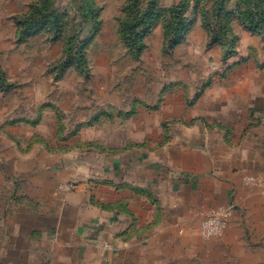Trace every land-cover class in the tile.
Wrapping results in <instances>:
<instances>
[{"label": "rangeland", "instance_id": "obj_1", "mask_svg": "<svg viewBox=\"0 0 264 264\" xmlns=\"http://www.w3.org/2000/svg\"><path fill=\"white\" fill-rule=\"evenodd\" d=\"M181 1L0 0L2 253L12 240L20 263L32 257V264H49L58 216L78 230L81 217L95 209L129 212L127 201H113L107 187L106 178L116 177L111 170L107 175L111 164L138 166L136 177L157 183L117 188L145 197V213L154 209L143 228L147 247H136L132 232L107 224L90 239L67 230L59 240V264H224L232 258L233 251L219 245L223 234L206 238L201 225L200 232H173V202L165 194L173 193L176 168L186 172L201 159L189 151L203 152L213 169L229 156L253 162L250 146L264 140V16L255 30L244 11L264 12V0H225V27L216 41L197 0ZM217 1L202 0L201 7L213 16ZM177 17L186 30L173 41L165 31ZM138 21L139 49L127 41L134 36L123 34L130 33L126 24ZM247 176L264 179V170L252 165L242 180ZM80 186L87 214L61 210L52 200Z\"/></svg>", "mask_w": 264, "mask_h": 264}, {"label": "crops", "instance_id": "obj_2", "mask_svg": "<svg viewBox=\"0 0 264 264\" xmlns=\"http://www.w3.org/2000/svg\"><path fill=\"white\" fill-rule=\"evenodd\" d=\"M249 150L255 151L254 156L251 158L253 162L250 163V165L249 162H247L246 155H239L238 159L234 158V156H229L225 164H217V168L214 169L211 167L210 161L204 159L206 155L203 152L202 154L191 151L187 152L195 158V161L197 159L195 156H200L201 159H198L191 169H186V172L180 170L181 168H176L174 170L175 176L178 177L173 180V193H169L170 195L165 194V199L173 202V218L175 219V221H173V232L182 230L186 233H196L197 229H199L200 232L201 221L203 222L210 212L229 203L236 204L234 216L231 218L226 230L220 237L222 241H219V245L222 249L233 251L232 258L231 256L225 257L226 260L224 264H264V185L251 188L242 180V175L247 174L252 169V165L259 170H264V140L262 143L261 141L254 142ZM114 168L116 167L110 164L109 167L106 168L107 175L111 170L112 175L119 177L116 178L109 175L110 177H107L106 181L113 186L110 185L107 187L114 191L113 195L111 194L113 196V201H127L126 207L129 212H124L126 208H122L123 210L120 212L112 211L107 213L95 209V215L89 216L88 218L81 215V219L83 218L84 222L78 230L76 225H74V228L72 226H67L66 220L58 216L57 221L51 228L57 246L55 251L53 249L54 253L47 254V256L49 255L48 259H50V262H48L49 264H59L58 258H60V256L59 253H57V249H60L59 240L61 234L67 230L79 232L83 234V237L90 239L95 229L100 228L104 224L106 226L107 224L108 227L110 226L112 228V231H116L115 227H120V230H123L125 233L132 232V234L136 235L134 239L136 247L142 249L147 247V238L143 235V228L146 219L154 212V209L151 210L149 208L147 212L149 216H147V213H145V209L147 208V200L145 197L139 195V193L126 191L125 188H123V190H117V188L123 185L142 188H145V186L154 187L157 183L155 181L149 183V181L140 180V178L136 177V175L140 174L138 166H121L120 169L116 168V170ZM140 168L143 171L144 168ZM125 169H128L129 173L126 171L124 172ZM60 176L61 173L55 178V188L58 186L59 182L62 181ZM93 177L97 178L98 176L96 175ZM92 185L94 184L92 183ZM183 185L189 188L188 192L180 191V187ZM89 187L90 189L92 188V186ZM98 190H100V188L95 189L94 185L92 193L96 194L97 198H100L98 195L101 194L98 193ZM192 190L193 192H198L193 193ZM85 192L86 189L80 186L75 193L70 194L67 198L66 196L60 195L58 199L55 198L52 200L60 206L61 210L75 207V209L79 210L80 214H82V212L87 214L88 200ZM71 198L76 201V204H72ZM89 214L91 215V213ZM133 217L136 218L137 223V230L136 227L134 229L135 232H133ZM104 219H106V221H104ZM74 223L76 224V220ZM197 225L199 228H196ZM36 229H38L39 232H44L43 228H35V230ZM106 230L108 231V228H106ZM163 230V228H160L159 232ZM152 231H154V228ZM157 233L158 230L155 234ZM11 241L6 244L9 249L7 255L0 251V264H32V257H26V261L20 263V259L16 256L18 243H16V241ZM91 243L95 244V240H92L90 244ZM64 247L65 246H63V248ZM123 247L128 250L133 248L130 244H123Z\"/></svg>", "mask_w": 264, "mask_h": 264}, {"label": "trees", "instance_id": "obj_3", "mask_svg": "<svg viewBox=\"0 0 264 264\" xmlns=\"http://www.w3.org/2000/svg\"><path fill=\"white\" fill-rule=\"evenodd\" d=\"M183 1L184 0H182L181 3ZM224 1L225 0H218L216 2V5L217 6L220 5L221 7L219 9L217 8L214 11L213 16L210 15L209 11H206V10H204L203 7H201L202 6L201 5L202 0H197V2H196L197 8L199 9L200 13L202 11V14L204 15L203 16V22L205 23V25L207 27L212 29L211 34L214 35L215 41L218 40L219 37H221V34H222L223 29L225 27L223 18L221 16L223 13V10L226 8L224 6ZM177 10H178V8L174 7L173 15ZM244 16L246 17V21L250 25L251 29L255 28V30H257L259 28V26L263 23L261 18L264 16V12H261V13L257 12V14H256L253 12L252 7H249L247 10L244 11ZM173 21H174L173 24L168 23L166 25L165 34H166V37H170V35H173V41H174V39H178V38L182 37L184 30H186L185 29L186 24H182L183 22L181 20V17H180V19L177 17L176 20H173ZM139 23H140V21L135 22L133 24L132 23L126 24L125 26L131 27L130 33H128V31H125V30L123 32L124 37H126L128 34L130 35L129 37L134 36V38H132V40L130 38H128L127 41L129 44L132 43V46L134 48H138V49L141 47L140 45H141V38H142L139 32H138V34L136 33V27H138L140 25ZM215 24H216V29L214 28ZM172 25H173V28H172V30H170ZM174 25H176V26L174 27ZM30 29H31L30 27L27 28V31Z\"/></svg>", "mask_w": 264, "mask_h": 264}, {"label": "built area", "instance_id": "obj_4", "mask_svg": "<svg viewBox=\"0 0 264 264\" xmlns=\"http://www.w3.org/2000/svg\"><path fill=\"white\" fill-rule=\"evenodd\" d=\"M245 183L251 188L264 185V179L259 176H247ZM236 205L231 204L210 212L201 224V233L206 238L221 236L234 216Z\"/></svg>", "mask_w": 264, "mask_h": 264}]
</instances>
